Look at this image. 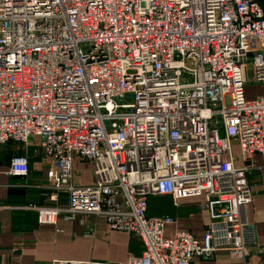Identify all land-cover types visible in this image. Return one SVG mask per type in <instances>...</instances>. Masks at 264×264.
Returning a JSON list of instances; mask_svg holds the SVG:
<instances>
[{
  "label": "built area",
  "instance_id": "obj_1",
  "mask_svg": "<svg viewBox=\"0 0 264 264\" xmlns=\"http://www.w3.org/2000/svg\"><path fill=\"white\" fill-rule=\"evenodd\" d=\"M248 62L264 82L262 0H0V151L22 149L6 172L29 174L30 144L51 159L67 218L102 216L141 242L119 264L244 259L257 247L248 162L264 158V93L245 97ZM75 158L92 184L75 182ZM151 196H202L203 239L163 236L174 219L149 215ZM28 207L49 225L62 210Z\"/></svg>",
  "mask_w": 264,
  "mask_h": 264
},
{
  "label": "crops",
  "instance_id": "obj_2",
  "mask_svg": "<svg viewBox=\"0 0 264 264\" xmlns=\"http://www.w3.org/2000/svg\"><path fill=\"white\" fill-rule=\"evenodd\" d=\"M262 3L264 5V0ZM245 80V97L252 99L264 93V82L254 79L250 62L246 65ZM9 143L15 144L8 142L0 151V205L3 207L0 209V264H49L52 259L61 258L119 264L130 255H140L141 242L131 234L109 230L102 216L77 213L67 218V192L50 187L58 176L56 165L44 154L35 153L31 144L25 151L29 157V174L25 178L8 174L9 158L22 152L21 146L12 147ZM231 149L236 156L234 164L241 166L235 142ZM224 158L227 159V155ZM79 160L75 158L72 169ZM248 164L252 168L249 179L253 202L248 204L246 215L255 225L256 249L250 250L244 259L219 252L213 258L195 257L191 264H264V158L254 154ZM74 180L92 184L93 176L88 182L77 177ZM54 194H57L56 200L51 199ZM202 200V196H191L174 202L170 196H151L148 214L174 219L164 227L166 238L174 237L177 230L186 229L202 240L209 221L207 212L200 207ZM30 204L62 208L57 223H38L37 212L28 207Z\"/></svg>",
  "mask_w": 264,
  "mask_h": 264
},
{
  "label": "rangeland",
  "instance_id": "obj_3",
  "mask_svg": "<svg viewBox=\"0 0 264 264\" xmlns=\"http://www.w3.org/2000/svg\"><path fill=\"white\" fill-rule=\"evenodd\" d=\"M251 74V73H250ZM12 147H16L15 144H10ZM73 170V176L77 177L78 180L88 182L91 180L92 177V170L90 168V165L83 162L82 160H79L76 166Z\"/></svg>",
  "mask_w": 264,
  "mask_h": 264
},
{
  "label": "trees",
  "instance_id": "obj_4",
  "mask_svg": "<svg viewBox=\"0 0 264 264\" xmlns=\"http://www.w3.org/2000/svg\"><path fill=\"white\" fill-rule=\"evenodd\" d=\"M10 159V158H9Z\"/></svg>",
  "mask_w": 264,
  "mask_h": 264
}]
</instances>
